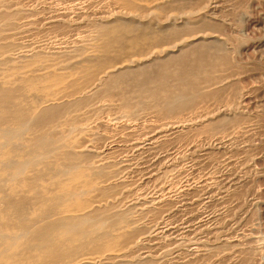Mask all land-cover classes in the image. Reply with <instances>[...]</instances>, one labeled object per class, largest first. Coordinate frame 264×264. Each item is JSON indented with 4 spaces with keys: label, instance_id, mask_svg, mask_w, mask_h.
I'll use <instances>...</instances> for the list:
<instances>
[{
    "label": "bare ground",
    "instance_id": "bare-ground-1",
    "mask_svg": "<svg viewBox=\"0 0 264 264\" xmlns=\"http://www.w3.org/2000/svg\"><path fill=\"white\" fill-rule=\"evenodd\" d=\"M94 1L78 0L73 9L60 8L51 13L45 22L48 27L77 31L87 25L94 28L92 35L74 33L69 40L55 35L52 47L38 43L39 37L37 42L34 39L43 18L36 17L29 8H20L14 0H0V264H142L153 259L152 253L158 254L157 249H163L171 240L177 244L179 255L184 256V264H207L205 259L215 254L219 257H212V261L209 258L210 264L228 260L235 253L248 254V248L228 241L232 220L218 214V218H207L204 223V212L197 208L200 204H227L237 184L230 173H205L207 178L203 177L199 189L184 186L178 190L176 207H171V201L160 193L141 205L134 196L139 189L137 183L126 182V174L131 171L143 173L141 183L162 180L165 175H158L157 167L179 159L181 156L173 161L180 145L188 149L187 155L198 160L209 157L210 163L211 152L215 151L212 144H223L241 133L235 122L249 96L233 90L224 99L222 92L234 81L216 74L206 76L211 69L230 65L228 57L232 52L224 45L225 37L203 30L218 25L215 15L220 13L219 2L223 0L202 2L201 8H195L200 1L195 4L193 0H108V5L117 11V21L106 12L105 5ZM16 37L19 41L27 39L26 43L16 42ZM209 82L212 90L199 92ZM116 109L120 111L110 115L109 121L100 119L102 114ZM89 113H93L91 118L86 116ZM147 115L155 120L143 124ZM117 129L133 139L136 134L140 138L120 137ZM123 139L131 153L140 158L148 153L142 168L139 159L133 163L123 158L124 165L115 161V149ZM101 140L103 145L99 147L97 142ZM185 157L188 156L182 158ZM231 163L226 165L231 168ZM141 169L143 172H139ZM220 188L215 199L212 193ZM129 193L131 196H127ZM121 207H138V218L153 217L152 221L157 222L163 214L173 215L174 210L180 216L141 232L144 227L127 217ZM249 258L246 259L252 256Z\"/></svg>",
    "mask_w": 264,
    "mask_h": 264
},
{
    "label": "rangeland",
    "instance_id": "rangeland-1",
    "mask_svg": "<svg viewBox=\"0 0 264 264\" xmlns=\"http://www.w3.org/2000/svg\"><path fill=\"white\" fill-rule=\"evenodd\" d=\"M14 1H16L17 3H18V5H19V7L20 8H22V9H24V10H28V8H29V10H32L33 11V13H35V16L36 17H39L40 19H42L43 18V20H40V21H42V22H40V29L37 31V32H39V33H37L36 32V36H34V39H35V41L37 40L38 41V39H39V41H38V43H40V44H42V45H49V46H52V47H55V42H53V41H55V37L57 36V35H59V37L61 38V37H65L66 39L65 40H69V39H71V38H73V36H74V33L77 35H81V36H84V35H82V34H88V35H92V34H94V28L92 27V26H86L85 28H87L88 27V29H86L85 30V28H83V29H81V28H79V30L77 31V29H75V30H73L72 28H69V27H61V26H58L59 27V30H57V26L56 27H48L47 25H45V22H47L48 21V19L47 18H49L50 16H51V13L52 14H54L53 13V11L55 12L56 10H61V9H73L74 7H75V4H76V2H78V0L75 2V4H74V2H73V0H35V2L33 1V0H14ZM23 3H21V2ZM31 1H33V2H31ZM60 1V2H59ZM72 1V2H71ZM94 1V0H93ZM96 1H97V3H96ZM101 3H100V2ZM95 0L94 2L96 3V5L98 4V5H100V6H102L103 7V5H105L104 6V8L106 9V12H108L109 14L110 13H112V15H110L111 16V18L113 19V21H117V16H115L114 15V13L116 14V12H115V8L113 7V6H111V5H108V0ZM106 1V2H105ZM198 1H200V2H198ZM209 0H193V2L196 4V2H198L199 3V5H195V8L197 7V6H199L200 7V4H202L201 5V7H203L204 6V4H206L207 2H208ZM211 1V0H210ZM213 1H217V2H219V1H222V0H212V2ZM224 1V2H223ZM222 2H221V4H220V2H219V5H220V7H219V11H220V13L219 12H217L216 13V15H215V22L218 24L217 26H215V27H211L210 29L209 28H205V29H203V30H205V31H208V32H215V34H217L218 36H220V35H222V37L221 38H224V41H225V47L228 49V50H231V54L232 55H230V56H232L231 58H230V56L228 57V61H229V63H230V65H228V67H224V69L223 68H221V67H218V68H215V69H211V71L210 72H208L207 74H206V76H213V75H215L216 74V76H218L219 75V77L218 78H220V76H221V78L223 77L224 79L225 78H229V80L231 81H234L233 83H232V87H230L229 89H226V90H224L223 92H222V94H221V96H223L222 98H224V99H226L227 98V95H229V94H231V93H234V92H240V93H246L247 94V97H248V99H247V105H245L246 107H243L242 109H243V111L241 112V111H239L238 113H239V115H237V118H236V126H238L239 127V125H240V129H241V133L240 134H238L237 135V137L236 138H234L233 140H230V141H225L223 144H220V145H217V144H212V147H213V150H215L214 152H211L212 153V156H211V159L213 160V162H212V160H210V163L208 162L209 161V157L207 158V157H205L207 160H204L203 158H200V160H198V159H196V157L194 158L192 155H190V154H188L187 155V153H189L188 152V149L186 150V149H184L183 150V148H185V146L184 147H182L183 145H180V147L178 148L179 150V152L177 153L176 152V154L173 156V161L174 160H176V158H178V156H181V157H179V159H177L176 161H174V162H172V163H175V164H172V163H170L171 162V160H170V162H168V163H166L165 165H162V167L161 166H159V167H157V173H158V175H160L161 177L163 176V175H167V177H165V176H163L162 177V180H159V181H156V180H154V179H152V181L150 180V181H148V182H146V181H144L143 183H141V179L140 178H142V174L143 173H138V174H136V173H134V171H131V172H128L127 174H126V182H128V184H135V182L137 183V184H135L137 187H139V189H137V191H135V193H134V196L135 197H138V199H140V204L141 205H144L143 203V201L144 200H146L147 202H151V201H153L155 198H157L158 196H164V199H166V197L168 198L167 200H169V201H171V202H173L172 204H171V202H168V204H170V205H172L171 207H173V205L175 206V205H178V203H176V201L178 202L179 200L178 199H180V194H179V192H178V190L180 191V189H181V191L183 190L182 188H184V186L185 187H194V186H196L195 188H198V186H199V188L201 187V183H202V181L205 179V178H207V176L206 175H210V176H213V175H218L219 174V176H224V174L226 175V174H228V173H230V174H228V175H233L235 178H236V185L232 188V190H231V192H230V195L227 197V201H226V203L228 204V207H225V206H227V204H223V205H219L218 203H216V204H214V203H212V204H214V205H212L211 203H210V205L209 204H200V206L198 205V211L200 212V213H203L204 214V217L206 218H204V223L205 222H207L208 221V219L209 218H211V217H219V215H220V217H222V219H224V220H227V219H229L231 222V226L230 227H232V228H228V230H230L229 231V235H231V236H229L228 237V241L231 243H233L232 245L233 246H237L238 245V247H240V245H239V243L241 244V247L240 248H243V249H247L248 251H249V253L248 254H242L241 255V253H235V254H233V255H231L229 258H227L228 260H222L221 262H217V263H215V264H245V262H246V264H264V0H223ZM16 2H14V4H16L17 5V3ZM30 3V5H28L29 3ZM53 2V3H52ZM67 2V3H66ZM99 2V3H98ZM108 2V3H107ZM204 4H203V3ZM20 3H21V5H23V6H21L20 5ZM35 3H36V5H35ZM41 3V4H40ZM44 3V4H43ZM50 3V4H49ZM25 4V5H24ZM46 4V5H45ZM47 4H48V6H47ZM73 4V5H72ZM35 5V7H33ZM44 5V6H43ZM49 5H51V6H49ZM58 5V6H57ZM65 5H67V7L65 8L64 6ZM70 5V6H69ZM107 5V6H106ZM222 5V6H221ZM25 6V7H24ZM29 6H31V8L29 7ZM39 6V7H38ZM43 6V7H42ZM54 6H56V7H54ZM62 6V7H61ZM109 6V7H108ZM24 7V8H23ZM27 7V8H26ZM38 7V8H37ZM47 7H48V9H47ZM59 7V8H58ZM107 7V8H106ZM200 7V8H201ZM33 8V9H32ZM41 8V9H40ZM44 9V11H43V9ZM61 8V9H60ZM36 9V10H35ZM50 9H52V12H50L51 10ZM55 9V10H54ZM112 9H114V10H112ZM39 10V11H38ZM40 10H41V12H40ZM46 10L47 11H49L50 13H48V12H46ZM109 10V11H108ZM223 12H222V11ZM111 11V12H110ZM38 12V13H37ZM44 12V13H43ZM46 13H48L49 14V16H47L48 14H46ZM37 14H43L42 16L41 15H37ZM108 14V15H109ZM218 14V15H217ZM117 15V14H116ZM47 16V17H46ZM47 19V20H46ZM217 19H219V20H217ZM44 20H46V21H44ZM112 20H110V24L111 25H114V23L115 22H113ZM214 21V20H213ZM219 22H220V24H219ZM113 23V24H112ZM223 25H222V24ZM226 23V24H225ZM224 24H225V26H224ZM41 25H43V26H41ZM235 25V26H234ZM46 26V27H45ZM222 26V27H221ZM230 26V27H229ZM44 27V28H43ZM61 27V28H60ZM47 28V29H46ZM50 28H51V31L49 32L48 31V29L50 30ZM218 28V29H217ZM64 29H66V30H64ZM216 29V30H215ZM45 30V31H44ZM62 30V32H60ZM80 30H82V31H80ZM90 30V31H89ZM44 31V32H43ZM53 31H55V32H53ZM66 31V32H65ZM68 31H70V32H68ZM74 31V32H73ZM75 31H77V32H75ZM83 31H85V32H83ZM231 31V32H230ZM63 32H65V35H64V33ZM82 34H81V33ZM217 32V33H216ZM58 33H60V34H58ZM68 33H72V34H70V35H67ZM91 33V34H90ZM46 34H48V35H46ZM49 34H50V36H49ZM220 34V35H219ZM227 34H228V36H227ZM52 35V36H51ZM56 35V36H55ZM64 35V36H63ZM75 35V36H76ZM67 36H70L69 38L67 37ZM39 37V38H38ZM48 37V38H47ZM51 37V38H50ZM38 38V39H37ZM68 38V39H67ZM227 38V39H226ZM17 39V40H16ZM16 39H15V41L17 42L18 41V43L20 42V44H22V43H26V40L27 39H25V41H24V39L23 38H20L21 40L19 41V37H16ZM22 39H23V41H22ZM51 39V40H50ZM53 39V40H52ZM22 41V42H21ZM36 41V42H37ZM48 41V42H47ZM51 42V44H50V42ZM43 42H45V43H43ZM234 42V43H233ZM228 46V47H227ZM234 53V54H233ZM230 59V60H229ZM232 59V60H231ZM232 61V62H231ZM233 67H232V66ZM232 68V69H234V70H232L231 69V71H230V69ZM212 71L214 72V74H212ZM215 72H217V73H215ZM212 74V75H211ZM222 74V75H221ZM224 74V75H223ZM228 74L231 76V77H229L228 76ZM238 74V75H237ZM233 76V77H232ZM235 76V77H234ZM239 76V77H238ZM237 83V84H236ZM212 84V82H209V83H207V84H205V85H202V89L199 91V92H201V93H203V92H207V91H210V90H212V88H213V86L211 85ZM232 88V89H231ZM231 89V90H230ZM229 90V91H228ZM233 90H235L234 92H231V91H233ZM226 93V94H225ZM103 101H105L106 102V100L105 99H103ZM103 101L101 100L100 101V103H103ZM201 106H202V104H200ZM200 106V107H201ZM249 106V107H248ZM198 107H199V105H198ZM248 107V108H247ZM249 111H248V110ZM120 110H118V109H116V111L114 110V111H111V114H110V112L108 113H104V114H102L101 115V117H100V119L102 118V119H104L103 121H109V119L111 118V117H113L114 116V114H116V112L118 113ZM114 112V113H113ZM113 114V115H112ZM107 115H108V117H107ZM110 115H112L111 117H110ZM88 118H91L92 116H93V113H89V114H87L86 115ZM105 116V117H104ZM238 116H241V117H238ZM245 116V117H244ZM243 117V118H242ZM106 118V119H105ZM152 118V119H151ZM101 119V120H102ZM146 119V120H145ZM238 119V120H237ZM144 120H145V122H143V119H142V123L144 124V123H151L152 121H154L155 119L152 117V116H148L147 115V117L146 118H144ZM152 120V121H151ZM244 123H245V125H244ZM124 124H126V122H124L123 123V125ZM242 124V125H241ZM242 128H245L244 130L247 132L246 133V135H245V131L242 129ZM119 130V131H118ZM242 130H243V132H242ZM248 130V131H247ZM121 131V132H120ZM117 133H118V135L120 136V137H125L126 136V138L129 140V138L130 139H132V140H134V139H137V137L138 138H140L139 137V134H136V135H134V139H133V137H130V135H128V133H126L125 132V135H124V133H123V131H122V129H117ZM121 133V134H120ZM243 136H242V135ZM124 135V136H123ZM128 136H129V138H128ZM137 136V137H136ZM239 136H240V138H241V136H242V138L240 139L239 138ZM238 138H239V140H238ZM237 139V140H236ZM233 141H234V143H233ZM227 142H229V143H227ZM231 142V143H230ZM103 145V141L101 140V141H99V142H97V145L100 147L101 145ZM121 144V143H120ZM122 144H123V146H122ZM122 144L117 148V149H115V150H112V151H115L116 152V154L114 155V157H116L115 158V161L117 162V163H120V165H122L123 163L121 162L122 160L121 159H123V158H125V161L126 160H133V163H135V162H139V160H140V162H142V164L140 165L141 167L140 168H142L143 166V163H144V161L146 160L145 159V157H147L148 158V153H146V154H143L142 156H141V158H140V156L137 154V153H131V151L128 149V147L127 148H125L124 147V139H123V142H122ZM226 144V145H225ZM206 145V144H205ZM216 145V146H215ZM224 145V147H222ZM230 145V146H229ZM97 146V147H98ZM225 146H227L226 148H225ZM236 146V147H235ZM120 147H121V149H120ZM216 149H215V148ZM219 147V148H218ZM247 147V148H246ZM127 149V152L125 151V149ZM180 148H182V149H180ZM218 148V149H217ZM230 148V149H229ZM245 150H243V149ZM182 150V151H181ZM224 150H226V151H224ZM236 150H237V152H236ZM248 150V151H247ZM250 150H251V154L249 153L248 154V152H250ZM119 151H122V152H119ZM125 151V152H124ZM184 151V152H183ZM235 151V152H234ZM241 151H242V153L244 154V155H242V153H241ZM185 154H183V153ZM221 152V153H220ZM232 152V153H231ZM127 153V154H126ZM217 153H220L219 155L217 154ZM240 154V156H239V154ZM255 153V154H254ZM117 154H118V156H117ZM120 154H122V157H121V155ZM124 154V155H123ZM126 154V155H125ZM133 156H132V155ZM137 154V155H136ZM179 154V155H178ZM183 154V155H182ZM203 154V153H202ZM216 154V155H215ZM235 154V155H234ZM260 154V155H259ZM129 155V156H128ZM145 155H147V156H145ZM223 155V156H222ZM224 155H225V157H224ZM236 155H237V157H236ZM126 156V157H125ZM129 158H128V157ZM131 156V157H130ZM139 156V157H138ZM144 156V157H143ZM184 156H188V157H191V158H189V159H191L190 161H189V159H188V157H185V158H182V157H184ZM218 156V157H217ZM233 156V157H232ZM238 156H239V158H241V159H239L238 158ZM247 156V157H246ZM252 156V157H251ZM134 157V158H133ZM135 157H137V158H135ZM193 157V158H192ZM220 157V159H218ZM223 157H224V159H223ZM230 157V158H229ZM251 159H250V158ZM120 158V159H119ZM132 158V159H131ZM222 158V159H221ZM136 159V160H135ZM139 159V160H138ZM145 159V160H144ZM195 159V160H194ZM214 159L216 160V162L214 161ZM219 161H218V160ZM238 159V160H237ZM118 160H119V162H118ZM124 160V159H123ZM142 160V161H141ZM204 160V161H203ZM224 160H226V162L224 161ZM235 160H236V162H235ZM239 160H241V161H239ZM247 160V161H246ZM250 160V161H249ZM184 161V162H183ZM185 161H187V163L185 162ZM189 161V162H188ZM192 161V162H191ZM193 161H195L194 163H193ZM201 163H200V162ZM202 161H203V163H202ZM221 161V164H219V162ZM222 161H224V163L222 162ZM228 161H230V162H233V163H231L230 164V167L231 168H229V166L228 165H226L227 163H228ZM252 161V162H251ZM132 162V161H131ZM192 164H191V163ZM198 162V163H197ZM207 162V163H206ZM235 162V163H234ZM183 163V164H182ZM196 163L198 164V167H196L197 165H196ZM202 164V165H200V164ZM205 163V164H204ZM212 163V164H211ZM217 163V164H216ZM238 163V164H237ZM247 163H248V165H247ZM125 164V163H124ZM123 164V165H124ZM181 167H179L178 165ZM181 164H182V166H181ZM185 164V165H184ZM234 164V165H233ZM236 164V165H235ZM169 165V166H168ZM175 165V166H174ZM177 165V166H176ZM195 165V166H194ZM199 165H200V167H199ZM224 165V166H223ZM237 165H239V166H237ZM185 166V167H184ZM202 166V167H201ZM204 166H206V167H208V168H206V167H204ZM213 166V168H211ZM215 166H217V167H219V168H215ZM235 166V167H234ZM240 166H242V167H240ZM117 167H120V166H117ZM222 167V168H221ZM227 167V168H226ZM245 167V168H244ZM160 168V169H159ZM168 170V171H165L166 169ZM176 168V169H175ZM181 170H180V169ZM204 168V169H203ZM225 168V169H224ZM234 168V169H233ZM236 168H238V169H236ZM171 169H175V170H173V171H169V170H171ZM177 169H178V171H177ZM186 169V170H185ZM208 169V170H207ZM214 169V170H213ZM215 169H218V171L215 173ZM220 169V170H219ZM222 169V170H221ZM241 169V170H240ZM246 169V170H245ZM163 172H165V173H163ZM226 172H224V171ZM229 170V171H228ZM245 170V171H244ZM182 171V172H181ZM187 173H186V172ZM198 171V172H197ZM221 171V172H220ZM233 171V172H232ZM235 171V172H234ZM236 171H238V172H236ZM139 172H143V169H141V171H139ZM169 172V175L170 176H168V174H166V173H168ZM175 172V173H174ZM183 172H185V173H183ZM213 172V173H212ZM218 172H220V173H218ZM249 172V173H248ZM130 173V174H129ZM133 173V174H132ZM174 173V174H173ZM182 173V175H183V177H182V175L180 176V180H181V182L179 181V179H178V176L180 175ZM205 173H207L206 175H205ZM211 173H212V175H211ZM215 173V174H214ZM221 173H222V175H221ZM128 174H129V176H128ZM132 174V175H131ZM176 174V176H174ZM237 174H239V175H237ZM245 174V175H244ZM134 175V176H133ZM136 175V176H135ZM138 175H140V176H138ZM132 177V178H131ZM136 178V179H134V178ZM172 177V178H171ZM175 177H177V180H176V178ZM203 177H205V178H203ZM138 178H139V180H138ZM165 178V179H164ZM169 178H171L169 181L167 180V179H169ZM185 178V179H184ZM200 178L202 179V180H200ZM240 178V179H239ZM182 179H184L183 181H182ZM190 179V180H189ZM240 181L241 179V182H239L238 180ZM130 180H134L133 182L132 181H129ZM154 180V181H153ZM164 180H166L167 182H165ZM175 180V181H174ZM199 182V183H197V181ZM161 181V182H160ZM172 181H174L173 183H172ZM177 181H179V182H177ZM189 181H193V182H189ZM155 182H156V185H155ZM163 182H165L164 184H163ZM146 183H147V185H146ZM160 183H161V185H160ZM169 183V184H168ZM172 183V184H171ZM176 183V184H175ZM177 183H180V184H177ZM141 185V187H140V185ZM191 184V185H190ZM194 184V185H193ZM239 184H241V185H239ZM150 185V186H149ZM153 185V186H152ZM157 185H159V186H157ZM163 185V186H162ZM168 185H169V190H168ZM174 185V186H173ZM177 185V186H176ZM179 185V186H178ZM187 185V186H186ZM143 186H145V187H143ZM147 186V187H146ZM156 186H157V188H156ZM171 186V187H170ZM183 186V187H182ZM158 187H159V191H158ZM165 187H166V190L163 192V190L165 189ZM178 187V188H177ZM188 187V188H189ZM149 188V189H148ZM156 190H155V189ZM160 188H161V190H160ZM173 188H176V190L175 189H173ZM198 188V189H199ZM151 189V190H150ZM152 189H154V190H152ZM163 189V190H162ZM235 189H236V192H235ZM142 190V191H141ZM146 192H145V191ZM148 190V191H147ZM216 190V189H215ZM141 191V193H139ZM160 191H162V192H160ZM169 191V192H168ZM171 191V192H170ZM172 191H173V195H172ZM219 191H222L221 190V188L220 189H217L216 191H214L213 193H212V195H213V197H215V199L216 198H218L219 197V194L218 193H220ZM233 191V192H232ZM239 191V192H238ZM148 192V193H147ZM235 192V193H234ZM138 193V194H137ZM147 193V194H146ZM152 193V194H151ZM154 193V194H153ZM159 193L161 194V195H159ZM231 193H232V195H231ZM146 194V195H145ZM149 194H150V197H149ZM156 194V195H155ZM158 194V195H157ZM164 194V195H163ZM167 194H170V195H167ZM179 194V195H178ZM142 195V196H141ZM217 195V196H216ZM127 196H131V194L129 193ZM126 196V198H128ZM155 196V197H154ZM169 196V197H168ZM230 196H231V198H230ZM234 196V197H233ZM146 197V198H145ZM172 197H174L175 199H171ZM237 197H239V198H237ZM145 198V199H144ZM149 198V199H148ZM170 198V199H169ZM196 199H197V197H195ZM241 198V199H240ZM143 199V200H142ZM231 199V200H230ZM237 201H236V200ZM142 200V201H141ZM151 200V201H150ZM241 203H239V202ZM237 203H239L240 204V208L238 207L239 206V204L237 205ZM244 203H245V205H244ZM140 204H139V206L138 207H140ZM170 205H168V207L170 206ZM207 205V206H206ZM238 208H237V207ZM244 206V207H243ZM138 207H136V209H128V208H126V207H121L125 212H126V216L127 217H129L133 222H135V223H137V224H139V226L142 228V227H144V228H142V229H140V231L142 232V231H147V230H150L151 228H153V226L155 227L158 223H159V225L161 224V223H165V221H166V223H169V222H172V221H175V220H177L178 218H179V216H180V214L178 213L177 214V211H173L174 212V214L173 215H175V217H173V215H171V216H166L165 214H163L164 216H161L162 218H164V219H162L161 217H160V219H162L161 220V222H160V219L158 220V222H157V219L154 221H152V219H154L153 217H151V218H148V219H143L141 216H139V218H138V211H139V209H138ZM176 207V206H175ZM178 207V206H177ZM205 207V208H204ZM224 207L225 208H227V210L226 209H224ZM231 207V208H230ZM214 208V209H213ZM216 208H217V210H216ZM131 210V211H130ZM163 210H165V208H163L161 211H160V213L163 211ZM225 210V211H224ZM234 212H233V211ZM134 211V212H133ZM137 211V212H136ZM222 211V212H221ZM224 211V212H223ZM228 211V212H227ZM229 211H231V212H233L232 214H231V212H229ZM221 214H220V213ZM129 213V214H128ZM133 213V214H132ZM236 213V214H235ZM244 213V214H243ZM132 214V215H131ZM206 214V215H205ZM214 214H215V216H214ZM219 214V215H218ZM226 214V215H225ZM136 215H137V217H136ZM229 215V216H228ZM238 215V216H237ZM251 215V216H250ZM223 216H225L224 218H223ZM167 217V218H166ZM173 217V218H172ZM231 217V218H230ZM177 218V219H176ZM208 218V219H207ZM233 218V219H232ZM149 220H150V222H152V223H150L149 222ZM171 220V221H170ZM168 221V222H167ZM155 222V223H154ZM240 222V223H239ZM143 223V224H142ZM141 224H142V226H141ZM149 224V225H148ZM153 224V225H152ZM156 224V225H155ZM147 225V226H146ZM158 225V226H159ZM146 227V228H145ZM238 227V228H237ZM240 227V228H239ZM232 230V231H231ZM231 232V233H230ZM236 233V234H235ZM230 238H231V240H230ZM249 239V240H248ZM238 241V242H237ZM172 242V243H171ZM174 241H170V243L172 244V245H170V243H168V244H166L167 245V247H166V245L165 246H162L163 247V249H161L160 248V250H163V251H160L159 249H157V251H159L158 252V254H153L154 252L155 253H157L156 251H154L153 253H152V257H153V259H150L149 261H147L148 262V264H155L154 262H157L156 264H179V263H183L184 262V256H180L179 255V252H177L178 251V249H177V244H175V243H173ZM237 245H236V244ZM250 243V244H249ZM252 243V244H251ZM175 244V245H174ZM247 244V245H246ZM169 245H170V248H169ZM232 245L230 246V247H232ZM244 245V246H243ZM173 246V247H172ZM165 249V250H164ZM167 249H168V251H167ZM174 249H175V251H174ZM173 250V251H172ZM165 251V252H164ZM163 252V253H162ZM171 252V253H170ZM177 253V254H175V253ZM161 254H163V255H161ZM175 254V255H174ZM155 255H157L156 256V258L154 257ZM238 255V256H237ZM246 255V256H245ZM252 256V258H251V256ZM177 256V257H176ZM167 257V258H166ZM169 257V258H168ZM171 257V258H170ZM213 257V259H216L217 257H219V255L218 254H215L214 256H212ZM212 257H209L210 258V260L212 259ZM248 258V257H250L249 259L250 260H247L246 258ZM176 258H178V259H176ZM183 258V259H182ZM209 258H206L205 259V262H206V260H207V264H210L211 263V261L213 260H211L210 262H208V260H209ZM171 260V262H168V261H170ZM174 259V260H173ZM154 260V261H153ZM256 260V261H255ZM260 260V261H259ZM152 263H151V262ZM183 261V262H182ZM235 261V262H234ZM239 261V262H238ZM146 262V263H147ZM166 262V263H165ZM225 262V263H224ZM146 263H144V262H142V264H146ZM185 263V262H184ZM183 263V264H184Z\"/></svg>",
    "mask_w": 264,
    "mask_h": 264
}]
</instances>
